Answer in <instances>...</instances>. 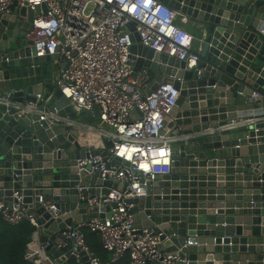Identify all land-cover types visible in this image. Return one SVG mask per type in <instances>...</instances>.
Listing matches in <instances>:
<instances>
[{"label":"water","instance_id":"95a60500","mask_svg":"<svg viewBox=\"0 0 264 264\" xmlns=\"http://www.w3.org/2000/svg\"><path fill=\"white\" fill-rule=\"evenodd\" d=\"M159 1L201 25L199 60L154 53L136 33L130 53L138 56L135 70L145 67L151 74V90L159 83L179 90L167 127L192 138L172 145L170 174L157 176L145 196L128 201L134 224L160 234L159 248L179 251V264H264V0ZM35 14L14 4L10 14L0 15V198L8 204L14 193L22 196L46 253L69 259V246L57 249V240L71 244L63 234L67 228L98 211L86 205L87 193L95 191L83 189L81 200L77 188L102 187L105 196L106 187L119 186L78 174L76 160L86 156L82 131L53 125L26 108L44 105L38 94L50 96V112L100 124L97 106L81 115L72 110L53 84L50 57L35 56L25 39ZM128 29L133 32L134 24ZM214 172L217 177H204ZM47 203L59 218L51 217Z\"/></svg>","mask_w":264,"mask_h":264},{"label":"built area","instance_id":"2783aa9c","mask_svg":"<svg viewBox=\"0 0 264 264\" xmlns=\"http://www.w3.org/2000/svg\"><path fill=\"white\" fill-rule=\"evenodd\" d=\"M14 4L36 11L25 39L33 44L35 56H48L52 66L58 67L54 86L77 115L91 113L97 106L100 124H85L50 112V96L44 99L38 94L36 99L44 105L37 108L29 104L26 108L38 111L42 120L49 119L53 125L82 131L86 156L76 160L78 174H96L103 181L115 180L119 186L106 187L105 196L101 195L102 187L77 188L79 193L83 189L95 191L87 193L86 205H96L98 211L97 217L63 233L71 241L69 259L76 264H102L86 242L87 230L99 237L112 263L127 256L129 264H179V251L159 248L160 234L134 224L130 213L133 205L128 201L145 196L157 176L170 174L172 145L187 143L192 137L167 127L180 92L168 83L149 88L152 76L148 69L134 68L138 56L130 53L131 35L136 33L139 44L147 50L194 62L199 60L196 53L202 37L196 39L181 27L178 19L182 24L186 20L159 0H0V15L10 14ZM130 23L134 24L133 32L128 29ZM106 142L112 144L110 149ZM93 151L97 154L92 155ZM115 158L121 163L113 165ZM79 197L84 200L81 193ZM46 206L52 218L60 217L53 204ZM0 218L11 226L30 223L34 231L24 259L32 264H52L45 251L47 244L40 241L41 228L34 215L27 214L22 196L14 193L8 204L0 198ZM56 243L57 249L65 247L62 241Z\"/></svg>","mask_w":264,"mask_h":264},{"label":"trees","instance_id":"16d2710c","mask_svg":"<svg viewBox=\"0 0 264 264\" xmlns=\"http://www.w3.org/2000/svg\"><path fill=\"white\" fill-rule=\"evenodd\" d=\"M33 231L34 227L27 221L11 226L0 218V264H32L24 259V255ZM84 236L88 246L102 264H129L127 256L112 263L108 253L102 249L100 239L96 234L86 230ZM67 263L76 264L73 259H69Z\"/></svg>","mask_w":264,"mask_h":264},{"label":"crops","instance_id":"0c3cea01","mask_svg":"<svg viewBox=\"0 0 264 264\" xmlns=\"http://www.w3.org/2000/svg\"><path fill=\"white\" fill-rule=\"evenodd\" d=\"M181 18H184L185 20H186V23L185 24H182V23H180L179 21H180V19H179V21H177V23L178 24H180V26L181 27H183L185 30H187L191 35H193L196 39H198V38H200L199 37V35H201V25L200 24H198L197 22H195V21H193V20H191V19H188V18H186V17H184V16H182ZM193 27H194V30H195V32L194 31H192V30H190V28L191 29H193ZM261 33L263 32V31H260ZM194 46H197L198 47V42L197 41H195V44H194ZM57 70H58V67H53V76H52V78H53V81H54V79H55V77H56V73H57ZM53 84H54V82H53ZM257 100L258 99H260V96H258V98H256ZM242 122V121H241ZM96 125V124H95ZM234 126L235 125H237V124H233ZM215 169H218V168H215ZM200 177H202V176H200ZM205 178H207V177H217V174L214 172V173H210V174H205V176H204ZM203 179V178H202ZM206 180V179H205ZM204 180V181H205ZM198 182V181H197ZM199 183V182H198ZM206 183V182H205ZM204 197H205V202H207V195H204ZM40 237H41V233H40ZM69 246V248H71V244H68V242H66L65 243V246ZM50 257H51V260H52V264H68L67 262H68V260L69 259H67V258H65V256H64V254L62 255V257L61 258H59V259H55V258H53L51 255H50Z\"/></svg>","mask_w":264,"mask_h":264},{"label":"rangeland","instance_id":"374dc122","mask_svg":"<svg viewBox=\"0 0 264 264\" xmlns=\"http://www.w3.org/2000/svg\"><path fill=\"white\" fill-rule=\"evenodd\" d=\"M178 20H179V19H178ZM190 30H192V31H194V32H195V30H194V27H193V29H191V28H190Z\"/></svg>","mask_w":264,"mask_h":264}]
</instances>
